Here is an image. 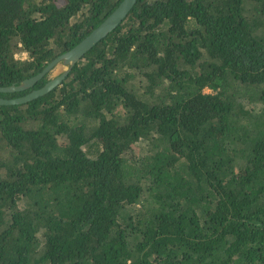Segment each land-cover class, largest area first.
<instances>
[{"label":"trees","instance_id":"obj_1","mask_svg":"<svg viewBox=\"0 0 264 264\" xmlns=\"http://www.w3.org/2000/svg\"><path fill=\"white\" fill-rule=\"evenodd\" d=\"M121 1L0 0V87ZM0 264H264V0H137L0 105Z\"/></svg>","mask_w":264,"mask_h":264},{"label":"water","instance_id":"obj_2","mask_svg":"<svg viewBox=\"0 0 264 264\" xmlns=\"http://www.w3.org/2000/svg\"><path fill=\"white\" fill-rule=\"evenodd\" d=\"M137 0H122L119 5L107 16L104 21L94 28L85 38L70 50L57 56L37 75L22 81L19 85L0 87V93H16L32 88L40 79L52 73L57 67H62V71L52 76L50 80L40 89L32 90L23 97L16 99H4L0 97V105H17L30 102L51 91L58 86L68 75L71 68L79 62L83 56L101 41L108 33L117 27L129 14Z\"/></svg>","mask_w":264,"mask_h":264},{"label":"rangeland","instance_id":"obj_3","mask_svg":"<svg viewBox=\"0 0 264 264\" xmlns=\"http://www.w3.org/2000/svg\"><path fill=\"white\" fill-rule=\"evenodd\" d=\"M16 58L17 59H24L25 58V55L24 54H22V55H16ZM63 69H62V67H57L53 72H52V76H56V75H58L61 71H62ZM208 91H206V93H207Z\"/></svg>","mask_w":264,"mask_h":264},{"label":"clouds","instance_id":"obj_4","mask_svg":"<svg viewBox=\"0 0 264 264\" xmlns=\"http://www.w3.org/2000/svg\"><path fill=\"white\" fill-rule=\"evenodd\" d=\"M22 54H24L25 55V53H17L16 55H22ZM16 55H15V58H16ZM24 59H26V55H25V58ZM24 59H20V60H24Z\"/></svg>","mask_w":264,"mask_h":264}]
</instances>
